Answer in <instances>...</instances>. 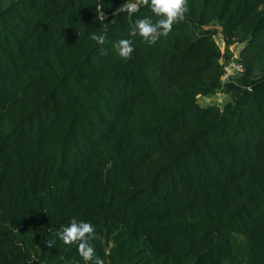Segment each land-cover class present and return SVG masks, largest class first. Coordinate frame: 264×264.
<instances>
[{
    "label": "trees",
    "instance_id": "obj_1",
    "mask_svg": "<svg viewBox=\"0 0 264 264\" xmlns=\"http://www.w3.org/2000/svg\"><path fill=\"white\" fill-rule=\"evenodd\" d=\"M126 2L152 16L138 0L0 9V264H84L57 237L72 217L103 264H264V0H187L122 59ZM230 46L238 84L199 104Z\"/></svg>",
    "mask_w": 264,
    "mask_h": 264
},
{
    "label": "clouds",
    "instance_id": "obj_2",
    "mask_svg": "<svg viewBox=\"0 0 264 264\" xmlns=\"http://www.w3.org/2000/svg\"><path fill=\"white\" fill-rule=\"evenodd\" d=\"M138 3L147 4L152 16L135 21L134 26H131L129 37L113 43V49L122 59L130 58L134 50L130 37L138 35L142 41L152 45L160 37L167 36L173 25L184 19V13L187 11V0H138ZM136 7L137 3H132L129 5V10L133 11ZM153 17L156 18L155 21ZM97 18L104 20V15L101 14ZM91 38L97 45H103L106 39L104 34H93ZM94 236V226L75 217L70 218L67 225H62L57 232V237L65 245H76L84 264H103L101 258L95 255V249L90 243Z\"/></svg>",
    "mask_w": 264,
    "mask_h": 264
},
{
    "label": "rangeland",
    "instance_id": "obj_3",
    "mask_svg": "<svg viewBox=\"0 0 264 264\" xmlns=\"http://www.w3.org/2000/svg\"><path fill=\"white\" fill-rule=\"evenodd\" d=\"M11 1L13 0H0V9H2L3 7H5L6 5H8ZM208 29H211L213 31H215V41L218 43V45L220 47L223 48V41L221 39V36H220V27L215 23L213 25H210L207 27ZM224 50V49H223ZM237 53H238V47L237 46H230L228 49H227V52H226V58H224L222 60V64H223V71L222 73L224 72V70L226 68H229V64L230 62L234 59V56L236 57L237 56ZM240 74L238 75H234L233 78H232V82L233 84H238V78H239ZM221 82V81H220ZM221 83H220V88L215 91L213 94L211 95H208L207 97H201L199 99V104L201 105H206V104H212V103H218V104H221L222 102H219L220 99L222 100H225V98H227L229 95L226 94L227 92L226 91H223L221 90Z\"/></svg>",
    "mask_w": 264,
    "mask_h": 264
},
{
    "label": "built area",
    "instance_id": "obj_4",
    "mask_svg": "<svg viewBox=\"0 0 264 264\" xmlns=\"http://www.w3.org/2000/svg\"><path fill=\"white\" fill-rule=\"evenodd\" d=\"M236 58H237V56L236 57L234 56V59L229 64V68H226L224 70V72L222 73V75H221V82H222L221 84L222 85L226 80H229V78L232 75L242 72V70H243L242 65L240 62H238L236 60ZM219 102H222V99H220Z\"/></svg>",
    "mask_w": 264,
    "mask_h": 264
},
{
    "label": "water",
    "instance_id": "obj_5",
    "mask_svg": "<svg viewBox=\"0 0 264 264\" xmlns=\"http://www.w3.org/2000/svg\"><path fill=\"white\" fill-rule=\"evenodd\" d=\"M132 3H134V2H126V3L122 4V5L116 10V12H122V11H123V12H127V20H128V23H129V26H130V27H131V26H134V25H133V22L131 21V15H132V13L135 12V11L137 10V8H138V4H137L136 9L133 10V11H130V10H129V5L132 4Z\"/></svg>",
    "mask_w": 264,
    "mask_h": 264
}]
</instances>
